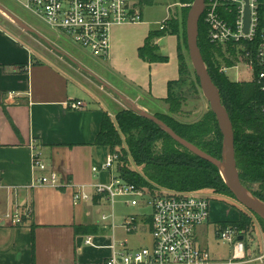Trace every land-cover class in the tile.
<instances>
[{
    "label": "crops",
    "instance_id": "obj_1",
    "mask_svg": "<svg viewBox=\"0 0 264 264\" xmlns=\"http://www.w3.org/2000/svg\"><path fill=\"white\" fill-rule=\"evenodd\" d=\"M143 18L140 24L115 27L109 56L95 65L71 57L43 34L42 39L30 33L42 40L39 49L0 19V216L15 207L33 209L24 226H0V264H106L113 244L131 251L152 245L145 213L138 215V229L129 233L123 225L133 214L123 216L113 229L102 215L114 207L99 202L74 205L73 188L33 187L43 174L34 169L35 153L64 181L88 188L98 182L92 169L101 167L112 152L96 145L104 114L113 120L128 109L171 115L166 101L169 84L180 79L179 39L154 38L152 45L165 60L143 59L141 48L159 29L151 27L169 16L160 22L146 20L144 13ZM77 101L82 109L70 107ZM108 178L101 175L104 181ZM117 204L129 207L124 201ZM236 221L217 227L220 231L222 224ZM210 224L199 229V240L208 235ZM78 227H96L97 232L77 233ZM88 238L92 246L86 245ZM200 245L210 251L208 238ZM231 247L227 259L213 260L230 262Z\"/></svg>",
    "mask_w": 264,
    "mask_h": 264
},
{
    "label": "built area",
    "instance_id": "obj_2",
    "mask_svg": "<svg viewBox=\"0 0 264 264\" xmlns=\"http://www.w3.org/2000/svg\"><path fill=\"white\" fill-rule=\"evenodd\" d=\"M14 1L59 36L100 59L109 56L115 27L140 24L144 19L142 6L134 0ZM247 8L250 15L248 31ZM203 16L212 45L242 50L240 63L255 76L253 82L263 95L264 114V0H206ZM168 20L159 23L160 30L165 29ZM70 107L82 109L83 103L77 101L71 103ZM122 157L120 150H114L101 167H93V175L99 180L88 188L64 181L55 171L49 172L41 155L35 153L34 169L43 174L35 178L33 187L57 190L73 188L74 205L99 202L114 207L119 201H124L132 208L152 210L149 216L152 245L131 251L124 244H113L110 247L112 256L106 264H236L245 258V236L232 226L219 231L221 241L233 246L234 255L230 262H215L210 251L199 244V229L210 221L209 196L200 192L142 189L129 184L119 174ZM103 173L108 174V181L101 179ZM32 214L30 206L15 207L0 216V226H24ZM114 219L113 211L102 215L103 222L112 221L110 227L113 229ZM123 227L129 233L135 232L138 229V215L127 217ZM86 245H93L90 238L86 240Z\"/></svg>",
    "mask_w": 264,
    "mask_h": 264
},
{
    "label": "trees",
    "instance_id": "obj_3",
    "mask_svg": "<svg viewBox=\"0 0 264 264\" xmlns=\"http://www.w3.org/2000/svg\"><path fill=\"white\" fill-rule=\"evenodd\" d=\"M179 1L181 4L191 6L195 2V0ZM141 3L143 7L153 6L155 1L142 0ZM190 8L185 10L183 27L179 21L168 20L165 29H158L140 50L143 59L152 62L164 61L165 58L157 55L158 51L152 45L154 38L175 35L180 41L178 45L180 79L169 84V96L166 101L170 106L171 115L156 114L154 115L156 121L132 109L121 111L115 120L108 114H104L96 145L109 147L112 151L117 146H126V158L130 156L134 164L142 168L143 176L126 168L122 169L121 166L119 174L124 181L139 188L147 187L150 190L161 188L173 192L211 190L219 196H231L235 199L222 177L220 168L184 148L158 123H163L182 139L223 162L224 137L212 111L206 113L200 121L191 124L181 123L173 117L178 112L180 100L172 95V89L184 82L186 77L191 76L184 54V49L188 51L186 24ZM198 46L233 125L235 155L240 179L243 186L254 197L264 202L263 95L255 82L230 81L220 72L215 59L217 55H221V51L208 40V28L204 22V16L199 23ZM122 159L123 157L120 164ZM256 184L259 185L258 191L253 189ZM254 216L264 231V221ZM250 224V217L241 212L238 221L224 223L221 229L232 226L244 234ZM76 231L83 234H95L97 229L96 227H78Z\"/></svg>",
    "mask_w": 264,
    "mask_h": 264
},
{
    "label": "rangeland",
    "instance_id": "obj_4",
    "mask_svg": "<svg viewBox=\"0 0 264 264\" xmlns=\"http://www.w3.org/2000/svg\"><path fill=\"white\" fill-rule=\"evenodd\" d=\"M139 1L142 5V0ZM153 6H144L143 13L146 20L162 21L163 18L169 16V21L174 19L179 21L183 27L184 13L186 9H189L191 5L181 4L179 0H154ZM0 5L10 10L17 17H19L28 26L39 32L40 35H45L51 41L56 43L59 47L67 51V54L73 58L83 60L85 65H95L96 62L100 61V58L92 56L88 51L81 49L78 45L72 43L66 38H58L55 33L50 30L46 24L40 20L38 17L34 16L30 12L23 9L14 0H0ZM191 9V8H190ZM189 14V13H188ZM0 19L2 20V25L11 27L13 30L17 31L22 37L28 39L33 45L40 47L41 41L39 38L31 35L28 31L21 28L8 16L0 11ZM158 25H154L151 28H158ZM183 36V29L181 31ZM180 43V41H179ZM221 51V55H217L216 63L217 67L230 81L240 82V83H251L254 80V74L246 70V66L240 63L239 57L242 55V50L237 48H218ZM184 54L186 55V60L190 67L191 76L185 78L184 82L176 85L172 89V95L178 100H180V106L178 112L175 114V119L181 123L191 124L200 121L206 113L211 111V105L203 94L199 81L194 73L192 65L189 60L188 51L184 49ZM203 58V57H202ZM204 61V60H203ZM205 63V62H204ZM206 65V64H205ZM239 66L238 69L235 67ZM207 67V66H206ZM208 70V68H207ZM161 144L159 145V149ZM114 150H120L122 152V162L119 164L122 169H129L130 171L136 172L143 176L142 168L137 167L129 156L126 158V146H117ZM224 156V154H223ZM127 159V160H126ZM124 160V161H123ZM128 161V163H126ZM224 162V160H223ZM142 189H148L147 187ZM253 189L255 191L259 190V185H254ZM247 190V189H246ZM248 191V190H247ZM200 193L209 196L210 200V221L209 233L205 236H200L199 244H203L205 239L208 238V244L210 247V253L215 259H227L232 252V247L228 243H223L219 237V229L217 224L226 221H236L239 219L241 212L247 214L251 219V224L249 229L244 232L245 243L247 254L244 259L238 260V264H244L250 262L251 264H263L264 263V231L255 218V216L246 210L241 204H239L236 199L231 196H219L211 190H202ZM253 195L250 191H248ZM144 210V211H143ZM114 212L116 217L114 219V224H121L123 222V216L133 214L140 215L142 213L150 216L152 210L150 208L141 207H126L122 204L114 205ZM109 214L110 211H105ZM140 218V217H138ZM112 222V221H110ZM142 223V222H141ZM143 226V225H142ZM238 232H240L238 230ZM205 238V239H204ZM262 258V261L260 259Z\"/></svg>",
    "mask_w": 264,
    "mask_h": 264
},
{
    "label": "water",
    "instance_id": "obj_5",
    "mask_svg": "<svg viewBox=\"0 0 264 264\" xmlns=\"http://www.w3.org/2000/svg\"><path fill=\"white\" fill-rule=\"evenodd\" d=\"M205 2L206 0H195L188 14L187 24H186L188 56L192 68L194 70V73L199 81V86L203 94L205 95L206 99L211 105V111L215 114L219 125V129L224 137V162H226L227 164V172L222 171L221 164L223 162H220L219 160L215 159L214 157L210 156L203 150L196 147L195 145L182 139L176 133H174L170 128L165 126L163 123L161 122L158 123L162 126V128L165 131H167L172 136V138L175 141H177L184 148L189 150L191 153L199 156L203 160L208 161L214 166L220 168L222 177L224 178L227 187L235 197L236 201L239 204H241L246 210H248L249 212H251L252 214L256 215L257 217H259L261 220L264 221V202L260 201L254 196L253 197L256 198L257 201H254L251 198H249L247 195V190L243 186V183L240 179V173L238 170L236 155H235V138H234L233 125L227 111L225 110L222 104L220 92L213 83V80L211 79L208 73L207 67L203 61L198 46V28L204 12ZM0 11L3 12L17 25H19L21 28L25 29L29 33L35 34L42 39L44 38L39 33H37L33 28H31L25 22H23L14 13L9 11L7 8L3 7L2 5H0ZM249 23H250V15H249V10L247 8L246 31L249 30ZM139 113L143 116L156 120L154 116L141 112Z\"/></svg>",
    "mask_w": 264,
    "mask_h": 264
},
{
    "label": "bare ground",
    "instance_id": "obj_6",
    "mask_svg": "<svg viewBox=\"0 0 264 264\" xmlns=\"http://www.w3.org/2000/svg\"><path fill=\"white\" fill-rule=\"evenodd\" d=\"M225 157H226V156H225ZM225 161H226V160H225ZM221 168H222V171H223V172H227V164H226V162H223V163L221 164ZM247 195H248V197L251 198L252 200L257 201V199L254 198L253 195H251L248 191H247Z\"/></svg>",
    "mask_w": 264,
    "mask_h": 264
}]
</instances>
